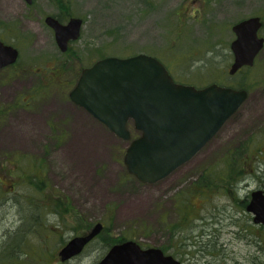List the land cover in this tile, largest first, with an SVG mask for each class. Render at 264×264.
Wrapping results in <instances>:
<instances>
[{
	"label": "rangeland",
	"instance_id": "obj_1",
	"mask_svg": "<svg viewBox=\"0 0 264 264\" xmlns=\"http://www.w3.org/2000/svg\"><path fill=\"white\" fill-rule=\"evenodd\" d=\"M41 1L36 13L0 2V36L21 54L0 71V264H97L129 240L182 264H264V231L244 208L264 188V47L250 70L228 73L231 27L258 16L264 37V0H61L57 13ZM47 14L83 20L57 60L42 45ZM7 22L17 28L2 30ZM137 54L178 84L247 91L216 135L154 184L127 172L128 142L69 99L84 68ZM97 223L95 239L61 263L60 249Z\"/></svg>",
	"mask_w": 264,
	"mask_h": 264
},
{
	"label": "water",
	"instance_id": "obj_2",
	"mask_svg": "<svg viewBox=\"0 0 264 264\" xmlns=\"http://www.w3.org/2000/svg\"><path fill=\"white\" fill-rule=\"evenodd\" d=\"M30 2L31 0H27ZM62 51L78 39L82 20L61 24L45 20ZM258 16L232 25L233 56L228 69L234 75L252 67L264 47L258 36ZM18 52L0 42V69L16 62ZM70 101L84 109L111 133L128 142L123 164L139 182L154 184L190 161L212 139L247 98V91L219 86L203 88L178 84L155 58L138 54L127 58L105 57L81 71L69 93ZM139 133L131 139L128 123ZM254 224L264 225V189L250 193L245 206ZM97 223L88 233L71 238L58 252L61 262L79 255L102 230ZM97 264H180L158 248L142 249L135 241L115 244Z\"/></svg>",
	"mask_w": 264,
	"mask_h": 264
},
{
	"label": "flooded vegetation",
	"instance_id": "obj_3",
	"mask_svg": "<svg viewBox=\"0 0 264 264\" xmlns=\"http://www.w3.org/2000/svg\"><path fill=\"white\" fill-rule=\"evenodd\" d=\"M20 3H22V5L24 6V7H26L28 10H30V11H32L33 13H36L37 11H36V7H35V3H37V0H31L30 2H28L27 0H18ZM43 1V2H42ZM41 1V4H42V6H45L46 8H50V9H53V10H55L56 12L55 13H57L58 12V9L60 10V7L58 6V3H60L61 4V0H42ZM0 2H1V0H0ZM8 2V0H2V3H7ZM40 3V2H39ZM4 4H2V6H3ZM7 8H12V6H8ZM7 11L8 12H11L10 10H8L7 9ZM0 12H2V7L0 6ZM14 12V11H13ZM47 17H51V18H53L54 20H56V21H58L59 23H61V24H66L70 19H72V18H75V17H72V18H69V20L66 22V23H62V19L60 18V16L59 15H57V14H52V15H50V14H47L46 16H45V18H44V20H43V23H44V25H45V27H46V29L49 31V32H51V34H52V40H50V41H48V39H47V41H46V43H44V44H42L43 45V47H45L46 48V50L48 51V53H49V55H48V60H51V59H53V60H57V57H61L62 56V54H64V53H68V51H69V49H68V47H69V44L70 43H72L73 41H68L67 42V48H66V50L65 51H62L61 50V48L57 45V43H56V39H55V35H54V31H53V29L48 25V24H46V22H45V20H46V18ZM3 18H5V17H3ZM261 19V18H260ZM82 20V19H81ZM26 23H28V22H26ZM6 26H5V28H2V30H5L6 32L7 31H10V30H13V29H16L17 28V24H15L14 25V23H4ZM29 24V23H28ZM82 24H83V20H82ZM13 25H14V27H13ZM262 25H263V23H262ZM82 27V26H81ZM262 28V27H261ZM260 28V29H261ZM260 29H259V31H260ZM259 31H258V36L259 37H262V36H260L259 35ZM264 38V37H263ZM0 42L1 43H3L4 45H8V46H12L13 48H15L16 50H17V52H18V56H17V59H16V62L18 61V59H19V57H20V48L16 45V44H14V43H12V44H9V43H7V41H5L4 40V38L3 37H1L0 36ZM38 44H37V40H33V43H32V47H35V46H37ZM16 62L14 63V64H12V65H9V66H7V67H14L15 66V64H16ZM7 67H5V68H7ZM4 69V68H3ZM2 70V69H1ZM0 70V71H1ZM24 103H27V101H25ZM22 110H24L25 111V109L24 108H22ZM57 138V137H56ZM56 142H58V140H56ZM40 173H41V171H40ZM264 189V188H263ZM260 190H262V189H260ZM250 198V197H249ZM249 198H247L246 200V204L249 202ZM246 204H245V206H246ZM249 215L251 216V222L253 223V221H252V218H253V216H252V214H250L249 213ZM254 224V223H253ZM255 226H257L258 228H260V229H262V231H260V233H263V231H264V225H262V224H254ZM259 232V231H258ZM95 239V238H94ZM93 239V240H94ZM109 250V249H108ZM162 251V250H161ZM163 252V251H162ZM164 255H166V254H164ZM179 261V260H178ZM180 262V261H179ZM181 263V262H180ZM182 264V263H181Z\"/></svg>",
	"mask_w": 264,
	"mask_h": 264
},
{
	"label": "trees",
	"instance_id": "obj_4",
	"mask_svg": "<svg viewBox=\"0 0 264 264\" xmlns=\"http://www.w3.org/2000/svg\"><path fill=\"white\" fill-rule=\"evenodd\" d=\"M242 69L250 70V68H248V67H245V68H242ZM242 69H241V70H242ZM241 70H240V71H241ZM238 72H239V71H238ZM238 72H237V73H238ZM238 89H243V88L238 86ZM54 131H56V129H55Z\"/></svg>",
	"mask_w": 264,
	"mask_h": 264
}]
</instances>
